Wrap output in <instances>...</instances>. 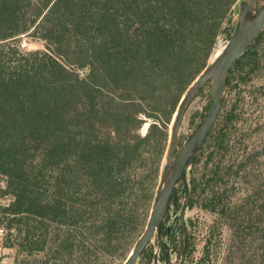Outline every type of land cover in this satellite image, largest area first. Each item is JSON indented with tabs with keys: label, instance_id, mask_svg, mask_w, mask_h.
I'll list each match as a JSON object with an SVG mask.
<instances>
[{
	"label": "trees",
	"instance_id": "1",
	"mask_svg": "<svg viewBox=\"0 0 264 264\" xmlns=\"http://www.w3.org/2000/svg\"><path fill=\"white\" fill-rule=\"evenodd\" d=\"M238 1L0 0V229L17 264L124 263L168 124ZM23 36L45 49L22 51ZM189 182V208L214 218L199 264H264V30L229 72Z\"/></svg>",
	"mask_w": 264,
	"mask_h": 264
},
{
	"label": "water",
	"instance_id": "2",
	"mask_svg": "<svg viewBox=\"0 0 264 264\" xmlns=\"http://www.w3.org/2000/svg\"><path fill=\"white\" fill-rule=\"evenodd\" d=\"M259 0H242L234 33L223 51L207 65L187 88L174 115L168 146L158 187L155 192L147 225L123 264H138L148 247H154L156 235L158 250H163L165 263L173 264L170 246L164 240L163 227L177 191L184 189V202L179 215L184 237V248L178 264H185L191 247L186 213L191 202L189 176L214 131L227 100V79L235 62L248 52L264 30V7L258 10ZM210 83L211 107L204 119L179 148L180 132L184 118L202 88ZM153 264H160L159 252L154 254Z\"/></svg>",
	"mask_w": 264,
	"mask_h": 264
},
{
	"label": "rangeland",
	"instance_id": "3",
	"mask_svg": "<svg viewBox=\"0 0 264 264\" xmlns=\"http://www.w3.org/2000/svg\"><path fill=\"white\" fill-rule=\"evenodd\" d=\"M241 1L242 0H239L238 3L235 5L234 10L231 14L230 22H226L223 25L221 32L218 36L217 44H216L215 49L213 51V55L211 57L210 62L215 58L217 51H218V48L221 46L225 47V45L228 43V41L232 37V34L234 33L235 26H236V23L238 20ZM263 5H264V0H260L258 7L261 8ZM229 33H231V35H229ZM23 44H26L25 48L22 47ZM18 45L21 46V50L24 52L25 51H37V50H44L45 49V43L43 41L31 38V37H25V36H23L22 38L19 39ZM80 73H81V75L85 74L84 71H80ZM211 104H212V100H211V96H210V83H208L199 92V94L197 95L196 99L192 103L191 107L189 108V110H188V112L184 118V121H183V124L181 127V132H180L181 136H180L179 148L184 144V142L191 135V133L194 131L196 126L201 122V120L207 115V113L211 107ZM175 113H174V115H175ZM174 115L172 117L170 124H168L169 125V127H168L169 133H170L171 124H172ZM154 120L155 119H147L146 118V123L144 124V126L141 130L143 135H145L147 133L150 125L153 124V122H155ZM160 176H161V174L158 177L156 189H157L158 184H159ZM4 186H5L4 180L0 179V188L4 187ZM156 189H155V192H156ZM1 202L3 204H8L10 202V198H5ZM183 202H184V195L183 196L181 195L180 200H179V204H180L179 208L177 209L175 206L172 205V207L169 211V214H167L165 224H164V229L169 232V235L164 236V233H163V236H164V240L170 246L171 260H172L173 264H178L180 262L181 257H182L183 248H184V246H183L184 245V237H183V232H182V229L180 227V222H179V215L181 212ZM152 204H153V202L151 203V207H150L149 212H148V218H147L144 226L141 228V230L139 232V236H141V234L143 233V231L147 225V222H148V219L150 216V212H151V208H152ZM186 219H187V225H188L189 232L191 230H192V232H195V227H193L192 223L194 225H199L198 221L200 222V225H201V231L195 233L196 234V239H195L196 249H195V252L193 255V259H191V261H188V259H187L185 264H199L200 259L203 256V252L205 251L206 246L209 243V233L208 232H209V227L214 225V223H213L214 218L210 214L203 212V211L199 210L198 208H192V209L189 208L187 210V213H186ZM189 222H191L190 227H189ZM164 229H163V232H164ZM0 231H1V229H0ZM4 236H5V234H4ZM4 236L3 237L0 236V264H17L16 260H15L17 251L15 249L7 248L4 246V239H3ZM153 244H154L153 248L148 247L145 250V252L141 256L138 264H153L155 252H159L160 264L165 263L164 252H163V250H158V247H157L156 235L153 238ZM213 244H214V240H212L210 242V246H209L210 250L213 247Z\"/></svg>",
	"mask_w": 264,
	"mask_h": 264
},
{
	"label": "bare ground",
	"instance_id": "4",
	"mask_svg": "<svg viewBox=\"0 0 264 264\" xmlns=\"http://www.w3.org/2000/svg\"><path fill=\"white\" fill-rule=\"evenodd\" d=\"M223 48H224L223 46H221V47L218 48L216 57L223 51Z\"/></svg>",
	"mask_w": 264,
	"mask_h": 264
},
{
	"label": "built area",
	"instance_id": "5",
	"mask_svg": "<svg viewBox=\"0 0 264 264\" xmlns=\"http://www.w3.org/2000/svg\"><path fill=\"white\" fill-rule=\"evenodd\" d=\"M25 46H26V44H23V45H22V47H23V48H25ZM0 236H1V237H3V236H4V233H3V231H2V230L0 231Z\"/></svg>",
	"mask_w": 264,
	"mask_h": 264
},
{
	"label": "flooded vegetation",
	"instance_id": "6",
	"mask_svg": "<svg viewBox=\"0 0 264 264\" xmlns=\"http://www.w3.org/2000/svg\"><path fill=\"white\" fill-rule=\"evenodd\" d=\"M169 235V234H168ZM165 258V257H164Z\"/></svg>",
	"mask_w": 264,
	"mask_h": 264
}]
</instances>
